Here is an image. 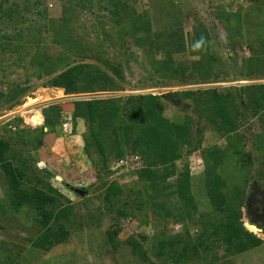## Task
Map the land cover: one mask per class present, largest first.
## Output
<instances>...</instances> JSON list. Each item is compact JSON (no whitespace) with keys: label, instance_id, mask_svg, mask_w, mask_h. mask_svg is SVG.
<instances>
[{"label":"rangeland","instance_id":"obj_1","mask_svg":"<svg viewBox=\"0 0 264 264\" xmlns=\"http://www.w3.org/2000/svg\"><path fill=\"white\" fill-rule=\"evenodd\" d=\"M114 12L125 22H118ZM135 17H141L143 25L148 21L151 31L140 32V42L131 36L129 24ZM251 41L262 50L264 0H0V140L9 149L1 163L16 170V176L27 171L25 185L56 202L48 205L50 222L41 214L45 208H30L38 201L18 205L0 163V264H264V127L250 117V101L240 93L264 87V79L242 76L252 58ZM165 60L171 70L159 67ZM82 66L107 75L123 91L67 94L74 103L161 97L163 115L174 126L194 122L195 145L183 149L174 174L159 167L165 186L174 188L167 192L160 184L149 191L147 183L141 184L137 171L144 163L135 150L126 155L139 158L132 171H114L117 161L110 156L109 171L97 173L84 151L83 137L90 132L81 119L76 122L84 127L82 156L73 155L64 163L54 158L60 135L76 136L78 129L72 117L61 115L56 127L60 135L48 127L41 137L46 126L41 110L57 107L50 103L63 94L53 90V81ZM177 93L197 98H182L179 104L164 98ZM212 94H229L234 101L228 113L217 117L218 127L211 124L218 105ZM48 113L56 117L52 110ZM65 124L67 132L62 130ZM55 135L56 142L45 144L46 137ZM39 139L44 141L41 147ZM79 147L75 142L74 149ZM216 149L223 155L221 166L219 155L206 159L207 151ZM83 160L87 172L75 176L78 166L73 164ZM190 160L197 165L192 176ZM186 173L192 199L176 190ZM71 187L85 189L87 195L80 197ZM208 189L225 196L220 214L211 205ZM109 190L112 202L106 200ZM183 211L192 217L186 219ZM227 222L260 246L234 254L245 239L231 241L223 229ZM202 223L210 227L200 245ZM215 228L219 232L212 236ZM49 231L62 242L47 251L34 248L35 240ZM66 253L72 257L61 260Z\"/></svg>","mask_w":264,"mask_h":264},{"label":"trees","instance_id":"obj_2","mask_svg":"<svg viewBox=\"0 0 264 264\" xmlns=\"http://www.w3.org/2000/svg\"><path fill=\"white\" fill-rule=\"evenodd\" d=\"M114 14L118 18V22H125L122 14L118 12H114ZM142 21L143 20L141 17H135L133 23L130 22L129 24V26L133 29L131 36H133V38L135 39H137L138 34H140V32L142 31L147 34L151 33L150 28L147 26L148 21H144V25L142 24ZM136 22L139 23V25L135 26ZM172 38L175 37L172 36ZM247 39L249 40L248 37ZM137 42H140L139 38L137 39ZM61 43H64V41H61ZM148 44L151 47L153 46V43L150 41H148ZM167 45L168 44H166L165 47H167ZM248 45L251 49L250 51L252 58H250L247 62L246 70L242 76L245 79H249V81H258L264 79V44L261 45L262 50L259 49L258 43L256 42L251 41ZM156 48L159 50L161 46L157 45ZM169 65V61L165 60L159 64V67H161L162 69H170ZM82 82H85V85H82ZM52 86L54 88L64 89L68 95L78 93H92L96 90L109 92L116 90L123 91V88L115 83L112 79H110L107 75H98L97 72L91 71L90 66H82L80 68L66 72L55 81H53ZM239 92L240 91H237V95L239 94ZM240 93L247 95L250 101L251 105H246V107L248 106V108L250 109V117L256 118L260 122H262L261 128H263L264 87L259 85L248 87ZM212 95H214V98L218 101V105L216 106L215 114L213 113L212 109L210 110V112L213 113L214 117L211 124L215 127H218L220 125L217 124V117L220 118L223 114L228 113L229 109L234 107V101H231L232 95L229 94L226 96L217 94ZM195 97L197 98V96L190 93H177L173 96L175 102L178 104L180 103L182 98H191L193 100H196ZM50 110H52L53 114L56 115V117L51 118V113H48ZM50 110H45L43 113L46 126H44L40 130L42 134H40L41 137L45 135L44 130L46 128L49 127L52 129H56V127L59 126L58 117L61 116L62 109L59 107H55ZM163 110L164 105L162 98L152 96L130 99L128 100V102H123L122 100L93 101L87 103L79 102L74 103L73 105L72 118L74 120V127H76V121L79 119L84 120V122H86L89 126V136L83 137V141L85 144L84 151L87 159L89 158V161L93 163V166L97 173L109 171L108 161L110 159V156H112L117 162H120L128 157L126 156L127 151L135 150L134 152L137 151L140 154L144 163L143 169L141 171H137L140 183H147L149 191L156 190V187L160 184L162 185V189H167L169 191L171 190L172 186H165L166 179H164V175H161L159 167H162V169L166 173L172 171L171 174H174L176 163L183 158V149L191 147L192 144L195 145L192 142L191 138V131L194 122L191 119H188L182 126H174V124L166 119V117L163 115ZM229 121V124L233 125V121L231 119H228V122ZM225 132L228 133L230 132V130L225 129ZM198 133H202V129L199 128ZM132 136H135L134 140H132ZM43 144V139H39L37 141V146L41 147ZM3 146L4 145L0 140V147L2 148L0 152V163L2 161L4 162V157L9 152L7 146ZM130 155L133 156L132 154ZM206 155V159L213 156L215 157L216 155L221 156H216L220 158V166L224 161L223 155L218 149H216L215 151L208 150ZM96 157H98L97 164L95 162ZM100 163L102 165H99ZM1 164L5 168L4 175L7 178V184L13 191L12 192L9 190V192L12 197L15 196V201L18 202L17 204H22L21 201H38V205L36 204V202H33V205L31 206L34 207L30 208H33L34 210L39 206L45 208L41 209L40 207L41 214L47 222H50L51 213L48 210V205H50L51 203L55 204V199L43 195L44 193H41V191L35 189V187L33 186L25 185V182H23V180L27 179V171L20 173L19 176H16V170L14 173L12 169L9 168L5 163ZM212 168L213 167H209L207 169V172L211 171ZM183 178L184 179H182L181 183L177 185L176 190H179V194L181 197L192 199L193 193L191 191L190 177L188 173L183 175ZM165 190L162 192L164 193L167 191ZM111 194L112 191L109 190L106 198L108 202H112L111 197L113 195L111 196ZM208 197L211 201L212 207L216 212L220 214V212L223 210V201L225 200V196H221L215 191L208 189ZM193 208L192 209L196 212L195 205H193ZM184 215H186V219H190L192 217V215L190 216V211H185ZM224 224L225 226L221 227L226 230L225 234L228 235L231 241H240V239L246 240L240 241V245L233 250L234 254L239 255L242 253H246L260 246V241L258 240H254L252 241V243H249L246 237L243 235L242 230L236 228L235 224L230 222ZM203 227L205 231H203L197 239V243H200V245L205 242L204 237L207 236V230L210 227V223L203 224ZM215 230L214 232H212V236H217L219 230L217 228H215ZM51 233L52 232L49 231L47 235H40L39 239H36L34 242V248L47 251L51 247H53L54 244L62 242V239H59L56 236H52ZM55 239L56 242L54 243L53 240ZM225 240L228 241L226 237ZM136 244L137 242H135V247H138L137 249L140 250L141 257L144 260H147V254H145V252L141 254V250H143V248L140 245Z\"/></svg>","mask_w":264,"mask_h":264},{"label":"crops","instance_id":"obj_3","mask_svg":"<svg viewBox=\"0 0 264 264\" xmlns=\"http://www.w3.org/2000/svg\"><path fill=\"white\" fill-rule=\"evenodd\" d=\"M53 90H57V92H63L62 96L60 98H58L57 100L53 101V103H50L51 105L53 106H57L59 108L62 109V116L66 117V116H69V117H72V114H73V105H74V102L73 100L67 95V93L65 92L64 89L62 88H56V89H53ZM52 91V90H51ZM49 93V92H48ZM47 93V94H48ZM50 104H47L48 106H50ZM46 105V106H47ZM45 108V107H43ZM44 111L41 110V116H42V120H44L45 122V119L43 118L44 116ZM43 124V122H42ZM42 126V125H40ZM76 128L78 129L77 130V133L76 136H61L60 135V130H56L57 133H58V136L60 135L61 138H58L57 139V135H55L54 137L51 136V139L46 137V141L45 144H49L50 140H52V143H54V141L57 139V143L56 145H54L55 147L53 148L54 152H55V156L54 158H56V160H59V162L61 161L62 163H64V161L66 162L68 159L70 160V158L75 155V157L77 158H80L82 155L80 152H83L82 151V146L80 144V139H81V142H82V135L84 134V127L82 128V124L80 122L76 123ZM51 135V134H50ZM56 142V141H55ZM75 142L77 144H79V149H74L75 147ZM69 157V158H68ZM72 160V159H71ZM86 161V160H85ZM57 162V161H56ZM86 162H84V160L82 162H79V165L78 163H75L73 164V166H78V170L77 168H75V171H73V173H75L74 175L75 176H81V175H84L86 174L87 172V167L85 165ZM84 164V165H83ZM68 252H70L68 250ZM249 253H251V251H248ZM247 253V252H246ZM68 255H63L61 258V260H63V258H65L66 256H71L70 253H66Z\"/></svg>","mask_w":264,"mask_h":264},{"label":"built area","instance_id":"obj_4","mask_svg":"<svg viewBox=\"0 0 264 264\" xmlns=\"http://www.w3.org/2000/svg\"><path fill=\"white\" fill-rule=\"evenodd\" d=\"M67 128H68V125H63V129L67 132ZM71 131V129H70ZM191 157H189L190 159ZM138 160L139 158L137 157H134V156H128L126 157L124 160L120 161V162H117V168L114 170L116 172L118 171H123V170H126L127 172L128 171H132V169H135L136 166H138ZM188 169H189V174L190 176L194 175L197 171V165L194 161L190 160V164L188 166Z\"/></svg>","mask_w":264,"mask_h":264},{"label":"water","instance_id":"obj_5","mask_svg":"<svg viewBox=\"0 0 264 264\" xmlns=\"http://www.w3.org/2000/svg\"><path fill=\"white\" fill-rule=\"evenodd\" d=\"M164 98L167 100L174 101L173 97L171 95H166V96H164ZM173 103H175V102H173ZM56 130H60V129H56ZM70 189H71V191H73L75 194H77L80 197H85L87 195V191L85 189H75L73 187H71ZM252 228L257 230V228H255V227H252Z\"/></svg>","mask_w":264,"mask_h":264},{"label":"bare ground","instance_id":"obj_6","mask_svg":"<svg viewBox=\"0 0 264 264\" xmlns=\"http://www.w3.org/2000/svg\"><path fill=\"white\" fill-rule=\"evenodd\" d=\"M55 92H57V90H56ZM61 95H62V94H61ZM61 95H60V96H61ZM249 229H250V231H252V232H254V231L256 232V231H257L256 229H254V228H252V227H249Z\"/></svg>","mask_w":264,"mask_h":264},{"label":"clouds","instance_id":"obj_7","mask_svg":"<svg viewBox=\"0 0 264 264\" xmlns=\"http://www.w3.org/2000/svg\"><path fill=\"white\" fill-rule=\"evenodd\" d=\"M173 100H174V98H173ZM170 101H171V100H170ZM171 102L173 103V102H175V100H174V101H171ZM174 104H176V102H175ZM57 129H61V128H57ZM62 130H63V126H62ZM179 161H180V160H179ZM179 161H178V162H179ZM180 162H181V161H180Z\"/></svg>","mask_w":264,"mask_h":264}]
</instances>
